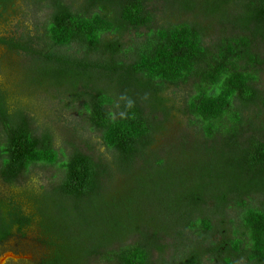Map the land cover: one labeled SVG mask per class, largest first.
I'll return each mask as SVG.
<instances>
[{
	"label": "trees",
	"instance_id": "1",
	"mask_svg": "<svg viewBox=\"0 0 264 264\" xmlns=\"http://www.w3.org/2000/svg\"><path fill=\"white\" fill-rule=\"evenodd\" d=\"M26 2L49 11L42 31L0 35V45L80 103L112 157L66 154L50 131L35 133L27 112L11 114L0 90L1 179L16 185L34 167H56L59 184L42 192L84 231L79 241L69 225L63 241L41 208L27 213L14 195L0 197V244L37 223L49 249L42 264H264V0ZM16 6L0 0L2 22ZM171 124L187 131L179 155L158 147ZM190 141L204 159H192ZM113 168L141 172L134 195L163 223L113 214L95 229L91 212Z\"/></svg>",
	"mask_w": 264,
	"mask_h": 264
},
{
	"label": "rangeland",
	"instance_id": "2",
	"mask_svg": "<svg viewBox=\"0 0 264 264\" xmlns=\"http://www.w3.org/2000/svg\"><path fill=\"white\" fill-rule=\"evenodd\" d=\"M16 7L18 12L14 16L7 17L8 23H4L0 19V35L7 37L17 35L19 37L22 32L27 30L34 36L38 34L39 30L42 31L49 12L47 9L34 8L26 0H17ZM28 58L25 54L11 53L4 45H0V90L5 92L8 97L11 114L18 115L19 112H27L32 119L35 133L42 134L44 131H50L56 147L66 154H70L74 148H79L96 159H110L111 153L102 144L98 133L93 131L82 105L80 103L69 105L70 99L67 95L51 88V80L39 81L41 78L36 72L38 64L36 66ZM261 86L264 89V73ZM183 126L179 124L169 126L168 135L158 146L162 152L170 151L176 155L181 153L178 149L182 146L184 136L187 134ZM196 145L190 141L186 145L187 152L192 153L193 160L204 159L203 153L194 150ZM185 157L191 159L188 156ZM113 172L115 176L107 184L103 200L96 203L98 210L95 209L91 212L97 216V219L91 220L95 224V229L98 230L99 223H103L104 219H108L113 214L124 222H128V217L131 215L140 218L141 225H146L152 218L158 224L163 223L165 217L162 216L161 210L152 204L144 203L140 200L141 198L134 195L138 178L142 175L141 172L121 175L114 168ZM60 180L61 174L56 167L37 166L32 168L29 175L19 180L16 185H7L0 177V197L7 200L14 195L16 201L21 202L27 213L37 212L41 208L42 213L45 214L42 222L46 226L49 225V229L54 231V235H59L63 241L70 240L67 233L69 225L75 230V238L79 241L83 240L84 231L78 226L75 227L77 224L72 220L58 214L54 208L53 200L50 201L49 195L42 192L43 189H50L58 185ZM24 191H28L34 196L35 206L29 196H23ZM46 215L49 222L46 220ZM24 232V236L15 233L0 244V259L13 253L18 254L19 257L24 256V258L8 259L2 264H42V259L49 255L48 247L39 241L41 234L37 223L25 229ZM134 239L135 237L131 238L129 243H132ZM166 242L169 247L166 249L165 258L171 260L175 256V249L170 246V239H166ZM154 257L155 259L159 258V253L156 252ZM2 261L4 260L0 262ZM93 264L110 263L95 260ZM204 264H212V262L206 260ZM240 264H246V262Z\"/></svg>",
	"mask_w": 264,
	"mask_h": 264
},
{
	"label": "water",
	"instance_id": "3",
	"mask_svg": "<svg viewBox=\"0 0 264 264\" xmlns=\"http://www.w3.org/2000/svg\"><path fill=\"white\" fill-rule=\"evenodd\" d=\"M20 258H24V256L19 257L18 254L13 253V255H10L6 260H8V259H20Z\"/></svg>",
	"mask_w": 264,
	"mask_h": 264
},
{
	"label": "bare ground",
	"instance_id": "4",
	"mask_svg": "<svg viewBox=\"0 0 264 264\" xmlns=\"http://www.w3.org/2000/svg\"><path fill=\"white\" fill-rule=\"evenodd\" d=\"M10 255H13V254H9V256H10ZM9 256H8V257H9ZM8 257H6V258H5V256L2 257V258L0 259V261H1V260H4V261L0 262V264H2L3 262H5V260H6ZM4 258H5V259H4Z\"/></svg>",
	"mask_w": 264,
	"mask_h": 264
}]
</instances>
